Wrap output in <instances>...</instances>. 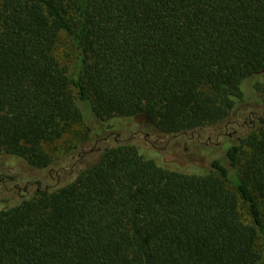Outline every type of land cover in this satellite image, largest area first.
<instances>
[{"label": "trees", "instance_id": "16d2710c", "mask_svg": "<svg viewBox=\"0 0 264 264\" xmlns=\"http://www.w3.org/2000/svg\"><path fill=\"white\" fill-rule=\"evenodd\" d=\"M254 89L264 101V0H0V158L60 171L98 151L32 191L0 173V264H264V113L192 170L133 126L227 138Z\"/></svg>", "mask_w": 264, "mask_h": 264}, {"label": "rangeland", "instance_id": "374dc122", "mask_svg": "<svg viewBox=\"0 0 264 264\" xmlns=\"http://www.w3.org/2000/svg\"><path fill=\"white\" fill-rule=\"evenodd\" d=\"M252 96H256V99H259V101L261 100L262 103L260 102L257 104L256 101H254L248 104H242L239 111L233 115L232 119L237 127L236 129L230 126L228 127V132H234L232 136L227 138H221L218 136V130H214V127L212 126L202 129L201 132L203 133L200 135L199 140L182 136L171 138L169 136L157 134L146 123L144 124L140 121H135L136 125L133 126L141 131L142 136L149 134V136L146 137V140H148L150 146L155 147V149L143 146L144 142H141V146L148 148L146 150L147 155L156 157L157 151H159L162 163L168 164L173 168H187L192 170L195 168L192 165L203 168L209 161L220 159L218 156H224V152H226L229 147V142H226L227 140H235L237 135L241 136L245 134L256 125L258 116L264 113V101H262L260 97L261 94L259 90L256 91L254 89L252 91ZM92 122H95L94 119H88V124L91 127H93ZM132 133L133 134L129 131L125 134H121V137L119 138L128 139L135 136L136 138L132 139H136V142L139 145L141 136L137 135L136 131H133ZM101 134L102 133H100V135L95 134V137L98 138ZM69 140L70 136H67L64 146ZM113 142V137L110 136L109 141L99 143L96 146V149L97 147L102 149L105 146H111L114 144ZM92 143L82 145L81 149L78 151L71 152L64 156L60 155L61 157H59L58 164L55 166V168L60 171L45 170L39 172L26 167L21 162H12L7 158H0V173H3L4 179L8 181V186H12V184H20L19 186H24L22 184L28 183L31 185L29 191L33 190L32 188H34V186H32V181L35 179L39 180L41 186L65 183L66 181L73 179L74 175L78 174L79 171L87 168L91 163L97 160L98 151L91 152V148L94 146ZM8 176H11L12 180H8ZM0 192H2L1 187ZM4 197L11 198L12 195H9L7 192ZM12 199L15 198L12 197L11 200Z\"/></svg>", "mask_w": 264, "mask_h": 264}]
</instances>
